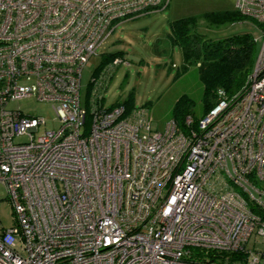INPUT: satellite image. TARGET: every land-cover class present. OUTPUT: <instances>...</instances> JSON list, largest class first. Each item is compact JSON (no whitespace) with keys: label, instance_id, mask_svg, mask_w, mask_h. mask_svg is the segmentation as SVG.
<instances>
[{"label":"built area","instance_id":"2783aa9c","mask_svg":"<svg viewBox=\"0 0 264 264\" xmlns=\"http://www.w3.org/2000/svg\"><path fill=\"white\" fill-rule=\"evenodd\" d=\"M170 0H0V183L14 224L0 264H200L194 249L248 250L264 234V0H236L262 47L243 86L186 129H153L146 108L105 105L110 72L82 71L123 21ZM35 97L59 125L10 107ZM235 260L231 264H240ZM211 264L216 262L211 261ZM227 264V263H225Z\"/></svg>","mask_w":264,"mask_h":264},{"label":"rangeland","instance_id":"374dc122","mask_svg":"<svg viewBox=\"0 0 264 264\" xmlns=\"http://www.w3.org/2000/svg\"><path fill=\"white\" fill-rule=\"evenodd\" d=\"M236 9V0H170L165 8L121 22L98 47L82 71V99L85 101L90 82L110 72L104 90L103 102L113 105L132 97V107L146 108L153 122V129L162 130L174 116V107L182 97L190 101V111L195 119L205 113L207 93L200 74V62L186 60L181 45L173 41L171 22L184 16H197V29L206 38H220L229 34L248 31L255 37V63L262 42L259 22L244 18L234 22H213L204 16L206 12ZM108 54L113 57L108 58ZM89 95V94H88ZM24 112L39 114L47 119L46 127L55 128L59 121L48 102L35 97L13 100L9 104ZM130 106V105H129ZM257 185L264 188V180ZM256 197L264 194L254 189ZM14 224L13 208L7 198L6 187L0 183V230ZM247 248L264 252V234L253 232Z\"/></svg>","mask_w":264,"mask_h":264},{"label":"trees","instance_id":"16d2710c","mask_svg":"<svg viewBox=\"0 0 264 264\" xmlns=\"http://www.w3.org/2000/svg\"><path fill=\"white\" fill-rule=\"evenodd\" d=\"M204 16L213 22H234L248 18L237 7L234 10L206 12ZM171 28L173 41L181 45L186 60L194 58L200 62V74L205 82L208 98L205 103V112L216 102L219 88L233 93L243 86L247 74L255 64V37L251 32H236L218 39L206 38L205 34L197 29L196 15L173 20ZM111 57L113 54H108L107 59ZM102 66L103 63L99 66L98 72ZM132 102V97H129L123 103L127 107H132ZM190 104L191 101L182 96L174 107L173 117L183 129H186L187 126L186 116L192 114L189 109ZM197 121L198 119H195L194 124ZM207 255L209 261H214L216 264H231L235 260H242L240 264H243L248 256V250L231 252L209 250ZM192 256L200 264H211L206 262L207 258L200 250L194 249Z\"/></svg>","mask_w":264,"mask_h":264}]
</instances>
